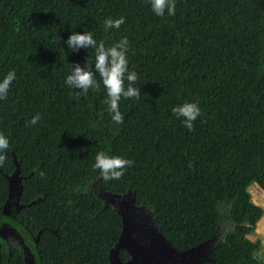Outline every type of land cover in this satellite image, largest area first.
<instances>
[{
  "label": "trees",
  "instance_id": "obj_1",
  "mask_svg": "<svg viewBox=\"0 0 264 264\" xmlns=\"http://www.w3.org/2000/svg\"><path fill=\"white\" fill-rule=\"evenodd\" d=\"M121 16L119 29L105 30L106 19ZM87 31L106 48L129 41L141 94L121 99L122 124L111 119L98 73L100 87L86 97L65 84L70 64L95 71L94 49L73 53L64 43ZM10 71L16 78L0 99V133L10 141L0 224L16 227L35 264H112L121 215L93 186L130 189L181 249L229 224L213 259L201 264H264L255 255L259 238L248 237L263 214L248 187L264 190V0H176V14L164 17L150 0H0V81ZM186 102L202 112L194 131L172 113ZM101 151L133 165L120 180L104 181L93 170ZM14 155L27 177L22 207L7 215ZM0 244L2 264H26L19 245L1 235Z\"/></svg>",
  "mask_w": 264,
  "mask_h": 264
},
{
  "label": "clouds",
  "instance_id": "obj_2",
  "mask_svg": "<svg viewBox=\"0 0 264 264\" xmlns=\"http://www.w3.org/2000/svg\"><path fill=\"white\" fill-rule=\"evenodd\" d=\"M150 4L152 11L159 17H164L165 14L168 16L176 14V0H150ZM124 23L125 18L123 16L115 20L108 18L104 22V27L106 31L109 28L119 29ZM64 43L73 53L78 52L80 49H94L95 51V71L87 64L84 67H81L79 63L70 64L71 73L66 77L65 84L70 89L79 90L76 93L77 98L81 95L86 97L89 89L93 91L99 89L100 84L96 80V74L98 73L106 90L107 98L104 103L108 106L111 119L117 124H122L124 116L120 111L121 99L139 100L141 94L140 87L136 86L139 82V76L135 70L129 69L127 54L130 45L128 39L125 37L115 45L106 48L103 42L97 43L91 31H87L82 34L73 32ZM15 78V72L10 71L0 81V99H7ZM125 81H127V87H125ZM172 113L178 119H182L184 126L189 131H194V122L202 115L199 104L196 102H186L173 107ZM39 119L40 116L37 114L29 121V125H35ZM9 147L8 137L0 133V167L7 160ZM132 165L133 161L130 159L110 156L101 151L95 157L93 170L98 169L104 181L120 180L125 170Z\"/></svg>",
  "mask_w": 264,
  "mask_h": 264
},
{
  "label": "water",
  "instance_id": "obj_3",
  "mask_svg": "<svg viewBox=\"0 0 264 264\" xmlns=\"http://www.w3.org/2000/svg\"><path fill=\"white\" fill-rule=\"evenodd\" d=\"M15 170L6 174L8 180V197L3 205L6 212L13 190L18 198L22 191V180L27 176L19 175V166L16 156H13ZM104 205H111L121 215L122 229L114 246L109 250V260L112 264H201L211 260V252L217 242L216 234L187 248H178L158 228L152 219L150 211L145 205L136 203L135 196L130 189L124 193L100 190L98 193ZM21 206V204H20ZM262 216V215H261ZM15 236L23 244L24 260L26 264L35 262V255L25 244L15 226H11ZM120 249L126 250L130 257L122 259ZM1 259V251H0Z\"/></svg>",
  "mask_w": 264,
  "mask_h": 264
},
{
  "label": "rangeland",
  "instance_id": "obj_4",
  "mask_svg": "<svg viewBox=\"0 0 264 264\" xmlns=\"http://www.w3.org/2000/svg\"><path fill=\"white\" fill-rule=\"evenodd\" d=\"M94 189H96L97 193L100 192V189L97 190L99 187L97 186H93ZM249 191H250V194H251V199L254 203L256 204H259L260 206H262L263 210H264V190L256 183V182H253L249 185L248 187ZM263 215V214H262ZM264 216V215H263ZM263 218V217H262ZM262 218L259 220V224L260 222L262 221ZM260 225L257 224L256 222V225H255V228H254V232L253 233H250L248 234V237L251 239V240H256L257 238H259L260 240V243H259V246L257 248V250L255 251V255L264 260V233L263 231L259 228ZM230 228L229 224H221L217 234H216V238L217 239H220L222 236H223V233L228 229ZM1 235V234H0Z\"/></svg>",
  "mask_w": 264,
  "mask_h": 264
},
{
  "label": "flooded vegetation",
  "instance_id": "obj_5",
  "mask_svg": "<svg viewBox=\"0 0 264 264\" xmlns=\"http://www.w3.org/2000/svg\"><path fill=\"white\" fill-rule=\"evenodd\" d=\"M21 176V175H20ZM20 197L18 198L17 194L15 193V190L12 191L10 199H9V203H8V207L6 209V212H2L4 214L7 215H11V213L17 212L23 205V203L20 202ZM21 204V206H20ZM147 211V210H146ZM11 226H14L13 224H10L7 220H4L1 224H0V234L1 237H3L4 241L6 242V244L11 247V245H19L22 248L23 251V258H24V246L22 243H20L19 238H17L15 235V232L11 229ZM19 232V231H18ZM19 234L22 237V234L19 232ZM224 234V233H223ZM23 238V237H22ZM24 240V239H23ZM25 242V241H24ZM260 243V242H259ZM26 244V243H25ZM1 245V244H0ZM28 245V244H27ZM29 246V245H28ZM259 246V245H258ZM30 248V247H29ZM258 248V247H257ZM256 248V250H257ZM255 250V251H256ZM213 251V250H212ZM120 253V251H119ZM212 253V252H211ZM109 257V255H108ZM130 257V256H129ZM212 254H211V260H212ZM2 260H3V255L1 253V259H0V264H2ZM211 260H207V261H211ZM25 261V260H24ZM204 262V261H203ZM26 263V262H25ZM36 261L33 263L35 264ZM202 263V262H201Z\"/></svg>",
  "mask_w": 264,
  "mask_h": 264
},
{
  "label": "crops",
  "instance_id": "obj_6",
  "mask_svg": "<svg viewBox=\"0 0 264 264\" xmlns=\"http://www.w3.org/2000/svg\"><path fill=\"white\" fill-rule=\"evenodd\" d=\"M264 206V205H263ZM263 215H264V210H263ZM262 215V216H263ZM262 216L259 218V220L262 218ZM259 220L257 221V224L259 225ZM262 223H264V216H263V218H262V221H261V223H260V227L262 226ZM262 231H263V228H262ZM263 233H264V231H263Z\"/></svg>",
  "mask_w": 264,
  "mask_h": 264
},
{
  "label": "bare ground",
  "instance_id": "obj_7",
  "mask_svg": "<svg viewBox=\"0 0 264 264\" xmlns=\"http://www.w3.org/2000/svg\"><path fill=\"white\" fill-rule=\"evenodd\" d=\"M263 217V216H262ZM261 223V222H260ZM260 225V224H259ZM259 228L262 230V228H263V231H264V223H262V226L260 227L259 226Z\"/></svg>",
  "mask_w": 264,
  "mask_h": 264
}]
</instances>
